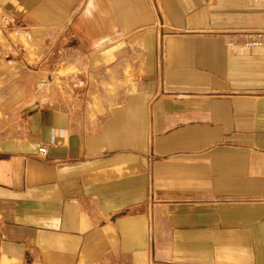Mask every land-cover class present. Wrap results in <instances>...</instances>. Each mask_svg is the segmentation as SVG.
I'll return each mask as SVG.
<instances>
[{
  "label": "crops",
  "instance_id": "crops-1",
  "mask_svg": "<svg viewBox=\"0 0 264 264\" xmlns=\"http://www.w3.org/2000/svg\"><path fill=\"white\" fill-rule=\"evenodd\" d=\"M257 32L253 0H0V264H264Z\"/></svg>",
  "mask_w": 264,
  "mask_h": 264
},
{
  "label": "rangeland",
  "instance_id": "rangeland-1",
  "mask_svg": "<svg viewBox=\"0 0 264 264\" xmlns=\"http://www.w3.org/2000/svg\"><path fill=\"white\" fill-rule=\"evenodd\" d=\"M3 36L1 35V38ZM4 52L0 49V60L4 59V56H11V58L20 59V54L17 55ZM16 56V57H14ZM5 60V59H4ZM56 64L52 67L51 72H45L43 79L39 81L36 85L32 84L33 91L38 94L42 99L46 101L57 102L59 99L66 102L67 99H70V95L67 92L69 86L70 78L76 74L77 66L76 64L69 61H57ZM8 61H4L0 64V68L8 67ZM18 68H21L18 65ZM39 86V88H38ZM101 112L103 109L100 110Z\"/></svg>",
  "mask_w": 264,
  "mask_h": 264
},
{
  "label": "built area",
  "instance_id": "built-area-1",
  "mask_svg": "<svg viewBox=\"0 0 264 264\" xmlns=\"http://www.w3.org/2000/svg\"><path fill=\"white\" fill-rule=\"evenodd\" d=\"M254 2H262L264 3V0H253ZM242 48L244 50H253L256 48L263 49L264 50V33L263 32H257V36L255 37H248L247 41L243 44ZM39 88V86H38ZM47 148L45 146L39 148V153L42 156L47 155Z\"/></svg>",
  "mask_w": 264,
  "mask_h": 264
}]
</instances>
